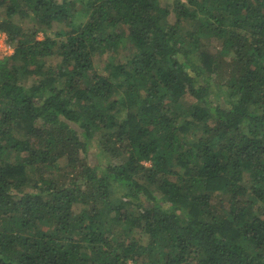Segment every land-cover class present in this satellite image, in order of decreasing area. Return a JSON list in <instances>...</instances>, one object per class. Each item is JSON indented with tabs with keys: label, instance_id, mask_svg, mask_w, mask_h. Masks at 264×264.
Listing matches in <instances>:
<instances>
[{
	"label": "trees",
	"instance_id": "obj_1",
	"mask_svg": "<svg viewBox=\"0 0 264 264\" xmlns=\"http://www.w3.org/2000/svg\"><path fill=\"white\" fill-rule=\"evenodd\" d=\"M0 6V264H264V0Z\"/></svg>",
	"mask_w": 264,
	"mask_h": 264
},
{
	"label": "rangeland",
	"instance_id": "obj_2",
	"mask_svg": "<svg viewBox=\"0 0 264 264\" xmlns=\"http://www.w3.org/2000/svg\"><path fill=\"white\" fill-rule=\"evenodd\" d=\"M161 5H165L167 4L170 8L172 6L173 0H159ZM5 15V11H4V7L0 6V20L3 19ZM85 19V18H83ZM62 28H64L63 24L60 23H54L50 29L47 30V33L50 36H54L53 34L55 32H58L59 30L61 31ZM38 37H42V33L39 32L37 34ZM11 45V43H10ZM12 46V45H11ZM118 51H116V55H114V60L117 63H126L128 61V58L132 55V49H131V45L130 43H128L127 41L123 40V42L120 44V46L117 48ZM2 52L0 51V56H1ZM58 57H56L57 59ZM108 60H113V58L111 56H109L108 54H104L102 57H99V66L97 67L99 70H103V63L108 61ZM223 99V98H221ZM227 208V205L226 207Z\"/></svg>",
	"mask_w": 264,
	"mask_h": 264
},
{
	"label": "built area",
	"instance_id": "obj_3",
	"mask_svg": "<svg viewBox=\"0 0 264 264\" xmlns=\"http://www.w3.org/2000/svg\"><path fill=\"white\" fill-rule=\"evenodd\" d=\"M185 1V0H180ZM0 51L2 52L0 58L10 56L13 53V47L10 45L7 36L4 32L0 31Z\"/></svg>",
	"mask_w": 264,
	"mask_h": 264
},
{
	"label": "clouds",
	"instance_id": "obj_4",
	"mask_svg": "<svg viewBox=\"0 0 264 264\" xmlns=\"http://www.w3.org/2000/svg\"><path fill=\"white\" fill-rule=\"evenodd\" d=\"M8 39V38H7ZM13 47V46H12ZM6 57H8V56H6Z\"/></svg>",
	"mask_w": 264,
	"mask_h": 264
}]
</instances>
